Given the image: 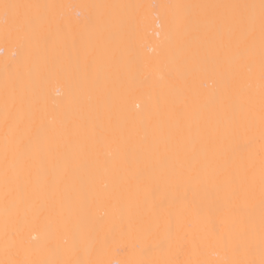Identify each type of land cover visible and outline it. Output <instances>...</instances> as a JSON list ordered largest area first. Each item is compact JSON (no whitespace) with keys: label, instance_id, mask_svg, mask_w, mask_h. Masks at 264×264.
<instances>
[{"label":"bare ground","instance_id":"1","mask_svg":"<svg viewBox=\"0 0 264 264\" xmlns=\"http://www.w3.org/2000/svg\"><path fill=\"white\" fill-rule=\"evenodd\" d=\"M0 264H264V0H0Z\"/></svg>","mask_w":264,"mask_h":264}]
</instances>
